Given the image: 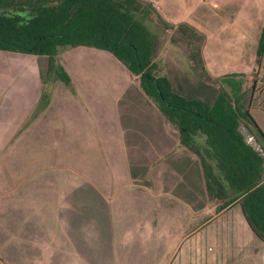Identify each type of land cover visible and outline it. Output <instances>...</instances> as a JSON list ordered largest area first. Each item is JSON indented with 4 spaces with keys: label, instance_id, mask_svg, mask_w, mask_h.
<instances>
[{
    "label": "crops",
    "instance_id": "obj_1",
    "mask_svg": "<svg viewBox=\"0 0 264 264\" xmlns=\"http://www.w3.org/2000/svg\"><path fill=\"white\" fill-rule=\"evenodd\" d=\"M77 53L95 51L81 45ZM91 61L74 73L62 64L70 81L53 74L51 82L35 55L0 50V264H115L141 249L146 230L129 250L131 228L155 194L166 216L196 223L198 237L174 264H264V237L238 201L212 213L195 152L177 127L131 74L117 94L116 75ZM254 96L250 112L264 131V79L255 80ZM197 187L211 197L199 211ZM213 236L224 240L214 253L204 246Z\"/></svg>",
    "mask_w": 264,
    "mask_h": 264
},
{
    "label": "trees",
    "instance_id": "obj_2",
    "mask_svg": "<svg viewBox=\"0 0 264 264\" xmlns=\"http://www.w3.org/2000/svg\"><path fill=\"white\" fill-rule=\"evenodd\" d=\"M150 4L146 0H0V50L46 56V70L65 83L70 81L65 68L53 66L61 47L86 45L111 52L177 127L181 143L199 155L206 190L220 200L216 208L238 201L251 229L263 238L264 131L250 112L254 82L250 94L238 91L236 83L234 95L221 86L209 100L174 89L169 76L157 72L153 33L138 15ZM178 28L202 67L204 33L189 22L178 23ZM257 56L258 64L264 65V22Z\"/></svg>",
    "mask_w": 264,
    "mask_h": 264
},
{
    "label": "rangeland",
    "instance_id": "obj_3",
    "mask_svg": "<svg viewBox=\"0 0 264 264\" xmlns=\"http://www.w3.org/2000/svg\"><path fill=\"white\" fill-rule=\"evenodd\" d=\"M146 1L151 2L150 6L138 15L153 33V59L157 63V72L168 75L174 89L209 100L213 91L221 86L234 95L238 88L236 83L239 84L238 91L240 89L246 95L250 94L253 82L256 79H264V66L257 61L258 38L264 22V0ZM6 12L14 13L9 10ZM18 13L25 16L23 12ZM181 22H189L204 33L201 45L204 59L202 67L191 56L192 49L188 38L178 28V23ZM67 47L70 48L66 51ZM80 47L81 45L61 47L53 59L55 63L53 66L58 69V66L63 64L74 73L79 71V68L91 65L89 62L94 59L98 71H107L116 75L117 94L122 83L129 85L131 73L111 52L88 46L95 51V54L84 57L77 53ZM35 57L42 75L49 76L51 82L58 81L51 78L55 72L46 70V56L35 55ZM131 75L134 79L133 85L139 83L138 77ZM130 90L131 86L124 88L123 94L127 95ZM101 96H110L111 99V92ZM257 99L258 97L254 96L251 104H256ZM151 101L154 103L153 100ZM241 129L245 134L247 133L244 126ZM195 156L196 165L201 168L199 155L196 152ZM131 169L133 173L138 172L135 167ZM210 198L205 191H200L197 187L195 202L197 211L203 208L204 204L207 205ZM156 199L155 194L152 202L148 198L144 201L141 208L144 220L140 227L136 224L131 228L133 244L128 246L129 250L134 248L136 232L141 230L143 233L146 230L145 237L142 236L143 239L145 238L142 244L137 241V249L140 246L141 249L130 252L124 258L117 255L115 264H174L178 256L187 250L192 240L198 237V233L191 235L192 228L196 226L194 220L181 215L178 220H173L172 216L165 215L166 209L162 208L160 211L159 197ZM219 202V199L211 198L212 213L217 209ZM218 226H220L218 221L211 224V227ZM201 233L203 235L204 228ZM223 244L224 240L221 241L214 236L204 241V246L213 253Z\"/></svg>",
    "mask_w": 264,
    "mask_h": 264
},
{
    "label": "built area",
    "instance_id": "obj_4",
    "mask_svg": "<svg viewBox=\"0 0 264 264\" xmlns=\"http://www.w3.org/2000/svg\"><path fill=\"white\" fill-rule=\"evenodd\" d=\"M247 139H248V141H253V136L252 135H248ZM253 142L255 143V141H253ZM255 144L258 147V144L257 143H255Z\"/></svg>",
    "mask_w": 264,
    "mask_h": 264
}]
</instances>
